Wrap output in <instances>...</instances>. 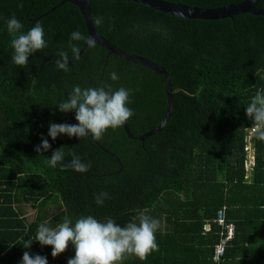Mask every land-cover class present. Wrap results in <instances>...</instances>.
I'll return each instance as SVG.
<instances>
[{
    "label": "trees",
    "instance_id": "16d2710c",
    "mask_svg": "<svg viewBox=\"0 0 264 264\" xmlns=\"http://www.w3.org/2000/svg\"><path fill=\"white\" fill-rule=\"evenodd\" d=\"M163 1L216 9L245 0ZM61 2L23 0L18 7V0H0V264H20L25 251L46 256L48 264L74 258L71 244L53 258L51 246L35 241L42 222L56 228L65 217L74 225L91 215L125 226L145 209L161 221L155 233L159 251L144 261L126 254L117 264H264V141L254 135L246 140L253 123L246 107L258 91L264 93V15L186 20L125 0H91V22L104 39L166 71L174 108L164 128L143 142L127 138L122 126L108 129L100 141L67 135L53 141L49 124H78L75 111L58 107L76 85L132 90L128 106L135 115L127 125L133 137L156 128L167 110L162 76L98 45L87 48L68 72L57 69L61 49L73 60L71 33L87 35L76 7L66 3L52 10ZM256 8H264V0ZM13 15L24 33L40 22L49 45L31 54L26 67L12 63L18 34L9 33L6 21ZM98 16L101 25L94 23ZM112 71L118 81L110 79ZM42 136L51 148L37 153ZM62 147L63 161L51 167L52 152ZM73 153L91 165L87 173L62 168ZM109 154L122 164L118 174L120 166ZM101 191L110 199L97 205ZM24 206L35 211L30 223ZM222 209L234 233L215 261V247L226 235L214 222ZM28 240L33 242L25 249Z\"/></svg>",
    "mask_w": 264,
    "mask_h": 264
},
{
    "label": "clouds",
    "instance_id": "9594fccd",
    "mask_svg": "<svg viewBox=\"0 0 264 264\" xmlns=\"http://www.w3.org/2000/svg\"><path fill=\"white\" fill-rule=\"evenodd\" d=\"M18 7H23V0H18ZM94 23L101 25L102 17H95ZM9 33L18 34L12 40L13 55L12 63L17 67H26L29 56L35 52H40L47 48L48 42L45 39V32L40 22L24 33L23 24L13 15L6 21ZM83 41L88 48H95L97 42L94 37L85 35L79 30L71 33L68 48L72 53V58L79 59L81 47L78 43ZM57 55L60 57L56 61L58 70L68 72L69 54L61 49ZM112 81H118L119 75L112 71L109 74ZM132 90L123 86L113 90L111 85H101L100 87L81 88L76 85L72 88L67 98L58 104L59 111L68 113L75 111V119L78 124H49L48 136L53 141L59 135L77 137L79 139L91 136L100 141L104 138L106 131H115L125 125L135 112L128 105L132 102L130 97ZM246 114L252 120V127L249 129L255 139L264 141V93L258 91L252 98L251 103L246 107ZM51 148L48 140L41 137V144L34 149L37 153L48 151ZM63 147L52 152L49 165L56 167L64 158ZM75 172L87 173L91 165L81 162L78 155L73 153L70 165ZM106 199H110L106 191L95 194V203L103 205ZM143 210L138 218L133 222L121 226L111 218H105L101 222L91 215L82 216L72 224V221L65 217L56 228L48 226V222L39 224L35 241L41 246H51L53 258L63 254L69 245L75 248L74 258H70L67 264H117L122 259H127L126 254H134L141 261L147 259L149 254L159 251L155 233L161 228V221L146 214ZM138 219V223L135 222ZM32 240L23 243V247L28 249L32 245ZM20 264H48L46 256H33L29 251L23 253Z\"/></svg>",
    "mask_w": 264,
    "mask_h": 264
},
{
    "label": "water",
    "instance_id": "95a60500",
    "mask_svg": "<svg viewBox=\"0 0 264 264\" xmlns=\"http://www.w3.org/2000/svg\"><path fill=\"white\" fill-rule=\"evenodd\" d=\"M125 1L136 3L139 5L145 6L149 9L158 11L160 13L173 16V17H177V18L186 19V20L217 21V20H224V19H233L235 16H239L243 14H250L253 16H263L264 15V8H260V9L256 8V5L260 0H245L239 4H231V5H228L222 8H216V9L193 8V7L185 6L182 4L171 3V2H167L163 0H125ZM66 3L78 9L84 21L87 35L94 37L97 42V45L107 50L109 55L113 54L116 57H119L120 59L125 60L126 62L142 66L150 70L151 72L163 77L167 110H166V114L163 117L161 123L156 128L148 132L147 134L139 136V137H133L130 134L127 122L125 123V125L122 126V129L124 133L126 134L127 138H129L132 141H137V142H143L146 138L156 133H159L164 128L174 108L173 91H172V85L170 82L169 75L166 73V71L162 67L155 64L154 62L142 56L129 54L125 51H122L116 46L109 43L106 39H104L95 30L91 22V9H90L91 0H62V2L59 5L55 6L52 10ZM47 14L48 13L44 14V16ZM87 48L88 47L86 44L82 46L80 56ZM76 60L77 59L75 60L73 59L69 61V65H71ZM109 156L114 157L116 162L120 166V170L117 172L118 174L122 170V164L120 160L117 159V157H115V155L109 154Z\"/></svg>",
    "mask_w": 264,
    "mask_h": 264
},
{
    "label": "built area",
    "instance_id": "2783aa9c",
    "mask_svg": "<svg viewBox=\"0 0 264 264\" xmlns=\"http://www.w3.org/2000/svg\"><path fill=\"white\" fill-rule=\"evenodd\" d=\"M252 135L253 134L249 131L248 135L246 136L247 142L250 143V141L252 140ZM247 150L249 151V153L252 152V148L249 145H248ZM214 222H216V224L219 227H222L226 231L225 237H223L221 239V241L215 247V250H214V260L218 261L223 256L224 250L227 246V243L233 238L234 226L231 224L225 223L224 210L223 209L218 211L216 219L214 220Z\"/></svg>",
    "mask_w": 264,
    "mask_h": 264
},
{
    "label": "rangeland",
    "instance_id": "374dc122",
    "mask_svg": "<svg viewBox=\"0 0 264 264\" xmlns=\"http://www.w3.org/2000/svg\"><path fill=\"white\" fill-rule=\"evenodd\" d=\"M252 165H253V160H252ZM247 167H248L247 169L250 170V168L252 166L247 164ZM23 214H24L25 218L27 219L28 223H30L35 216V211L29 206H24L23 207Z\"/></svg>",
    "mask_w": 264,
    "mask_h": 264
},
{
    "label": "bare ground",
    "instance_id": "6f19581e",
    "mask_svg": "<svg viewBox=\"0 0 264 264\" xmlns=\"http://www.w3.org/2000/svg\"><path fill=\"white\" fill-rule=\"evenodd\" d=\"M252 164V162L250 161V165Z\"/></svg>",
    "mask_w": 264,
    "mask_h": 264
},
{
    "label": "crops",
    "instance_id": "0c3cea01",
    "mask_svg": "<svg viewBox=\"0 0 264 264\" xmlns=\"http://www.w3.org/2000/svg\"><path fill=\"white\" fill-rule=\"evenodd\" d=\"M253 157H254V155H253Z\"/></svg>",
    "mask_w": 264,
    "mask_h": 264
}]
</instances>
